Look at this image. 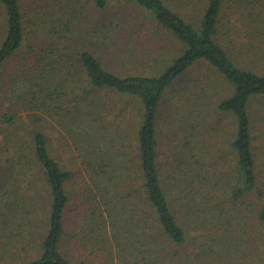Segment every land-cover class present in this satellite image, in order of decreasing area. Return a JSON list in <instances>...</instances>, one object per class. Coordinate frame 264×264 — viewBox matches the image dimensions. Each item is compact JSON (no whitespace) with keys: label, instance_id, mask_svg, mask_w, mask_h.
Returning a JSON list of instances; mask_svg holds the SVG:
<instances>
[{"label":"trees","instance_id":"obj_1","mask_svg":"<svg viewBox=\"0 0 264 264\" xmlns=\"http://www.w3.org/2000/svg\"><path fill=\"white\" fill-rule=\"evenodd\" d=\"M86 1L82 7L90 6L104 12L109 10L113 1L138 8L145 13L144 18L159 29L158 32L175 40L179 49L170 57L163 53L156 56L139 54L144 58L141 63L145 70L142 72L112 71L93 52L80 48L72 56L70 52L73 49L68 50L62 45L63 39L70 38L69 32L74 26L72 19L77 18V4L71 9L69 3L59 7L58 3L47 11L53 17L51 22L44 23L47 38L53 40L50 46L66 58L77 60V65L86 73L87 85L83 90L71 89L70 83L73 82L69 78V66L72 60L61 64L54 59L52 64L45 65L49 58L45 52L48 49L41 50L40 54L37 53L38 65L26 64L9 75V100L16 107L25 105L55 110L58 115L64 111L68 117L62 113L64 120L76 123L75 134L79 142L89 143L84 147L89 179L85 182V191L80 194L77 208H70L76 195L72 186L78 172L65 169L52 156L46 133L39 129L33 132L34 161L39 163L50 189L49 226L41 242L40 256L22 264H90L71 259L70 251L65 248L68 239L75 240L77 248H90L92 255L101 253L111 262L116 261L119 255L122 264H197L200 261L208 263L214 256L217 260L227 261L232 243L234 248L256 243L254 236L232 240L227 235L232 226L224 223L225 218L243 220L241 225L246 224L244 231L249 226L246 221L248 214L244 216L240 210L234 209L238 201L252 196L254 204L258 202V208L252 211L264 229V192L259 186L252 134L256 113L254 104L257 99L264 98V73L259 71L258 63L255 67H247L239 62L241 55L226 51L220 42L225 33L221 27L226 26L225 12L234 6L243 11L241 16L251 32L257 28L254 33L264 37V0H184L185 8L182 10L173 8L166 0ZM24 6V0H0V94L4 91V68L23 52L26 43L28 29ZM188 8L199 13L192 17L191 12L188 17ZM82 10L81 17L84 16ZM145 26L139 21L123 19L121 15L113 20L104 15L102 18L103 33L110 38L112 30L117 35L121 29L127 28L141 39L148 31ZM231 31L229 28L227 32ZM63 32L68 33L63 36ZM151 52H156V48ZM121 53L128 51L122 49L117 54ZM60 54L57 53L58 56ZM151 58L156 59L152 61ZM201 64L217 71L233 88V94L217 105L218 112L233 115L236 122L235 137L230 147L235 151L238 170L226 180L231 191L229 199L226 198L227 192L226 195L218 192L221 188L219 183L212 186V178L193 173L189 156L182 158L183 150L178 144L177 134L182 133L180 127L172 133L176 145L169 146L167 152L168 149L161 144V107L177 83ZM102 91L127 96L142 106L143 120L136 133L134 154L125 151L124 146L118 150L116 146V152L113 147L102 146V112L106 105L91 98ZM201 99L199 95L198 102ZM1 100L0 95V108ZM65 101L73 104V111L65 108ZM15 114L8 112L3 116V123H14ZM186 127L191 132L193 124L189 122ZM183 152H187L186 146ZM181 158L185 160L181 163L187 171L179 164ZM224 179L222 175L221 180ZM173 184L176 192L172 190ZM228 201L234 203L231 210L227 207ZM73 213L78 217L71 232L66 221L68 214ZM207 223L212 229L213 248L210 245L208 252L189 251L185 225L204 226ZM239 228L237 225L236 230ZM262 252L264 254V250ZM258 264H264V255Z\"/></svg>","mask_w":264,"mask_h":264},{"label":"rangeland","instance_id":"obj_2","mask_svg":"<svg viewBox=\"0 0 264 264\" xmlns=\"http://www.w3.org/2000/svg\"><path fill=\"white\" fill-rule=\"evenodd\" d=\"M169 5L175 9H184V0H166ZM195 2V0H193ZM86 0H24L26 16V43L23 52L18 57L12 59L3 70L4 91L0 94L2 105L0 108V264H22L39 257L41 253V242L46 236L49 226L50 209V189L45 181L44 174L39 163L34 161V145L32 134L35 130H41L46 133L52 156L65 169H71L80 173L76 175L72 186L76 195L73 199V206L77 208L80 202V194L85 191V182L89 179L85 165L84 147L87 142H79L76 136V123L64 120L67 114L64 111L60 115L55 110H46L44 108L35 109L21 105L16 107L9 100L11 87L9 85V75L16 69L19 71L26 64H37V56L41 50H47V56L44 64H52L54 59L62 62L66 60L72 63L69 66L71 71L70 83L71 89L83 90L87 85L86 73L77 65V60L73 57L66 58L63 54L57 52V49L50 46L52 39L47 38L48 33L45 22H51L52 14H47L50 7L67 6L77 4V18H73L74 26L72 32H69V39H63L62 45L72 50V56L76 49H86L93 52L108 69L116 72L131 73L142 72L144 58L139 54L150 53L153 56L163 53L170 57L177 53L178 43L166 34L158 32L138 8L124 3L113 1L108 11H97L90 6L82 7ZM182 6V8H181ZM84 16L81 17L80 9ZM240 8L231 6L226 13L225 25L221 27L223 37L220 42L227 52L235 55H241L239 62L247 67H255L258 63L259 71L264 73V37L251 32L250 27L246 26L241 14ZM186 15L197 10L186 9ZM199 13H193L192 17ZM116 19L118 15L123 19L139 21L148 29L140 39L137 35L131 34V30L123 28L116 35L112 30L111 38L107 37L102 28V18ZM84 19L85 21H83ZM224 24V23H223ZM116 27V23L113 28ZM231 28V32H227ZM259 28V27H258ZM114 31V32H113ZM68 32H63L65 36ZM112 34H114L112 38ZM68 35V34H67ZM227 35V36H225ZM31 45L34 49L30 50ZM54 45V44H53ZM61 45V46H62ZM156 52H151L155 48ZM126 49L128 53L117 54L120 50ZM136 49V51L134 50ZM77 50V51H78ZM33 52V54H31ZM60 54V56L57 55ZM37 54V55H36ZM240 57V56H239ZM27 59V61L25 60ZM156 58H151L154 61ZM64 60V61H63ZM149 60V59H148ZM38 61L42 62L41 59ZM74 61V62H73ZM147 63V62H146ZM260 64L262 67H260ZM38 65V64H37ZM255 65V66H254ZM257 69V70H258ZM68 85V84H67ZM67 90H70L69 87ZM233 94L231 84L221 77V75L209 68L207 65H197L191 69L177 83L173 90L167 95L161 107L160 131L161 144L164 149L170 150L176 139L173 136V130L180 127L178 132V144L184 151L186 146L187 154L181 152L182 158L186 155L191 158L192 170L195 175H203L212 178L213 185L219 183L220 191L229 199L230 192L226 180L237 173L238 165L235 159V151L231 149L230 144L234 140L236 131V122L231 114H221L217 110L220 100L226 99ZM202 99L198 102V96ZM95 96V97H94ZM91 97L98 102L106 105L102 112L103 130L102 146L113 147L116 152L119 147L125 151L134 154L136 151V133L140 126L142 118V106L138 101L127 96L118 95L109 91H102ZM258 100V101H257ZM254 104L256 111L253 118V146L256 157V167L259 173V186L264 192V98L257 99ZM65 108L73 111V104L64 102ZM27 108V109H26ZM50 111V112H49ZM51 111L53 112L51 116ZM16 113L14 123H3V116ZM68 118V117H67ZM69 120V119H68ZM189 122L193 124V129L188 132L186 127ZM188 123V124H187ZM195 128V129H194ZM192 133V136H191ZM113 143V145L110 144ZM176 145V144H175ZM188 146V147H187ZM189 154V155H188ZM179 162L180 166L182 165ZM185 171V167H181ZM187 171V169H186ZM190 172V176L193 175ZM225 179L221 180V176ZM200 185V181H199ZM172 190L176 192L174 184ZM219 190V189H218ZM215 192L217 190L215 189ZM229 196V197H228ZM215 200V199H214ZM229 202V201H228ZM76 204V205H75ZM234 203L230 201L227 204L228 209H232ZM245 216L248 214V229L244 231L246 224L241 225L243 220L225 218L224 223L231 224V230L227 232L229 238L244 240L256 237V243L245 244L244 247H230V254L227 261L217 260L210 257L208 263L197 264H224L232 262L236 264H258L263 256L264 250V229L259 226L256 214L252 210L258 208V202L254 204L252 196H247L238 201L234 209ZM257 213V212H256ZM77 214H68L66 221L68 228L72 232L76 227ZM237 225L240 226L236 230ZM256 228V230H255ZM188 234L189 251H209V246L213 248L210 223L206 225H185ZM252 232V233H250ZM67 250L69 256L75 261H88L90 264H122L120 257L111 262L109 258L101 253L92 255L89 250L77 248L75 240H67ZM25 261H24V260ZM209 259V258H208Z\"/></svg>","mask_w":264,"mask_h":264},{"label":"crops","instance_id":"obj_3","mask_svg":"<svg viewBox=\"0 0 264 264\" xmlns=\"http://www.w3.org/2000/svg\"><path fill=\"white\" fill-rule=\"evenodd\" d=\"M40 256V255H39ZM24 260V259H23ZM25 261V260H24ZM29 262V261H28Z\"/></svg>","mask_w":264,"mask_h":264}]
</instances>
